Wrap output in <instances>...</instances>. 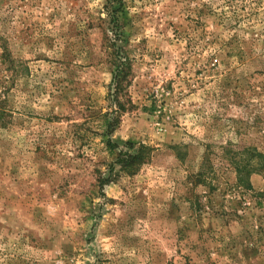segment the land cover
Wrapping results in <instances>:
<instances>
[{
	"label": "rangeland",
	"instance_id": "1",
	"mask_svg": "<svg viewBox=\"0 0 264 264\" xmlns=\"http://www.w3.org/2000/svg\"><path fill=\"white\" fill-rule=\"evenodd\" d=\"M0 108V264H264V0H0Z\"/></svg>",
	"mask_w": 264,
	"mask_h": 264
},
{
	"label": "trees",
	"instance_id": "2",
	"mask_svg": "<svg viewBox=\"0 0 264 264\" xmlns=\"http://www.w3.org/2000/svg\"><path fill=\"white\" fill-rule=\"evenodd\" d=\"M121 71L118 70L113 78V82H114V100L117 99V94L122 90V78L124 76L121 75L120 73ZM117 109L118 110H124V106L119 103H117ZM6 114L3 108H0V125L5 126L6 125ZM113 121L114 119H106L103 123L104 127H105V131L104 133L101 134L102 137V142L104 143L105 147L108 149L109 152L112 151V143L110 142L107 134L110 132V130L112 129L113 126ZM140 149H145V147L143 145L140 146ZM121 157H119L117 159V161L122 165V166H126L128 164H134V163H141L142 159H141V155L139 154V151H137L135 154H128V153H121L120 154ZM250 157L249 159L251 160H257V162L252 163L251 161H248L247 164L245 165H240V163H235L234 165V169L236 171L237 174V178L239 182H243L244 180V174L246 176V174L248 173H252L255 171H261L264 172V154L259 153V152H251V154H249ZM247 170V171H246ZM246 172V173H245Z\"/></svg>",
	"mask_w": 264,
	"mask_h": 264
}]
</instances>
